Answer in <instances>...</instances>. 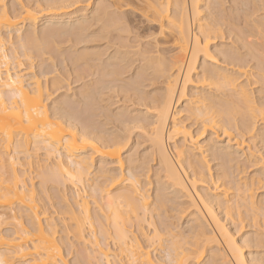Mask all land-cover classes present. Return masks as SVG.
<instances>
[{"label":"bare ground","instance_id":"6f19581e","mask_svg":"<svg viewBox=\"0 0 264 264\" xmlns=\"http://www.w3.org/2000/svg\"><path fill=\"white\" fill-rule=\"evenodd\" d=\"M70 1L45 0V8H65ZM217 2L98 0L90 18L87 7L67 18L46 14L40 30L37 24L43 15L35 6L28 2L9 12L0 0V264H68L64 247L75 245L80 248L76 264H264V135L259 132L264 125V89L248 90L259 82L264 85V44L256 41L254 48L253 41H245L251 35L229 28L227 35L239 46L233 47L237 43L232 40V46H218L226 35ZM208 10L214 13L203 15ZM130 16L156 25L153 38L151 29L142 32L156 41L152 40L156 49L169 44L172 55L170 49H155L152 57L149 42L145 50L137 45L136 52L125 51L130 44L122 37L121 43L117 35L130 31ZM255 22L256 29L264 27L258 19ZM97 24L100 28L92 31ZM24 27L28 34L22 32ZM255 28L249 32L254 37ZM156 36L164 40L158 42ZM101 41L104 51L95 45ZM55 55L64 67L59 78L48 79L52 72L44 69L31 73L34 61L41 59L42 65L46 56L54 70ZM19 58L27 62V69L15 70L23 65ZM253 69L256 75L248 72ZM70 76L80 86L69 102L66 95L61 99L70 106L80 104L77 109L85 118L62 100L48 109L49 95L63 87L62 77ZM114 95H121V103H131V112L127 105L112 111ZM135 131L142 135L135 140L145 142V153L140 159L134 151L123 159L130 153ZM220 136L227 139L225 145H220ZM245 136L258 139L263 147L252 141L258 150L247 148L240 161L236 154ZM230 141L239 148L231 144L233 151ZM10 153L24 155L44 191L27 187L25 175L16 169L19 158ZM211 162L216 163V177ZM252 167L255 177H239ZM146 187H152V194ZM50 189L59 193L56 203ZM173 214L178 224L185 222L183 231L171 223L175 219L167 218ZM7 226L11 230L2 233ZM242 229H251V234H240L239 243L235 232ZM154 245L160 253L166 251L164 260L153 257Z\"/></svg>","mask_w":264,"mask_h":264},{"label":"rangeland","instance_id":"374dc122","mask_svg":"<svg viewBox=\"0 0 264 264\" xmlns=\"http://www.w3.org/2000/svg\"><path fill=\"white\" fill-rule=\"evenodd\" d=\"M29 2V4H30V6L32 5V8L34 7V9H36V10H38V11H40L41 12V9H42V12H41V14H40V12H38V11H36L37 13H38V15H43L42 16V18H40L39 19V21H38V24H37V28L39 29V27H40V30H42V23L44 22V19L47 17L46 16V14H62V16H63V18H67L68 17V15H71V14H73L74 12L75 13H77V12H79V11H84V10H86V8L85 7H87V9H88V12H87V15H90V16H88L89 18L92 16V14H91V12H92V10H93V6L95 5V3L96 2H98V0H77V1H74V2H72V1H70V4L69 5H67L65 8L64 7H62V8H53V9H46L45 8V3L47 2V0H46V2H45V0L43 1V0H3V5L5 6V8L7 9V11H9V12H14V10L16 11V9L18 10L19 8H20V6L19 5H26V4H28V2ZM80 1H82V3L80 2ZM85 1V2H84ZM218 1H220L218 4H219V8H221V10L223 9V10H225L223 13L221 12V10L219 9V8H216V10L218 11H216V13H219V14H221L220 16H218V14H217V16L221 19L222 18V23H221V27H222V30H224V32L226 33V31L227 30H229V28L230 29H232V30H234L235 31V33H237V34H243V35H245V34H247V35H251V36H246V39H245V41L247 42V43H250L249 42V40H251V41H253V44L254 43H257L258 41L260 42V41H263V42H261V43H257L258 44V46H259V44H261L262 45V43L264 44V37L262 38L261 36H262V34L264 33L263 31V29H264V27H262V26H264V22H263V19H262V17H264V5L262 6V3L264 4V0H261V2L260 1H257V0H254V1H256V2H253V0L251 1V0H248V1H245L246 2V5L247 6H245V4H244V0H243V7L240 5L241 4V2H240V0H236L237 2L235 3V5H234V2H235V0L233 1V0H218ZM242 1V0H241ZM92 2V3H91ZM212 2H214V1H212ZM260 2V3H259ZM26 3V4H25ZM44 5H43V4ZM73 5H72V4ZM216 3V4H217ZM240 3V4H239ZM35 4V5H34ZM37 4V5H36ZM46 4H48V2L46 3ZM214 5L213 6H215L216 7V4L215 3H213ZM217 4V5H218ZM40 5V6H39ZM221 5V6H220ZM240 5V6H239ZM37 6V7H36ZM42 6V7H41ZM84 7V8H83ZM214 7V8H215ZM218 7V6H217ZM241 7H242V9H241ZM244 7H247L246 9H244ZM41 8V9H40ZM91 8V9H90ZM40 9V10H39ZM43 9H45V10H47V11H45V10H43ZM90 9V10H89ZM215 11V9H213L212 8V11ZM220 10V11H219ZM222 10V11H223ZM48 12H50V13H48ZM54 12V13H53ZM210 10H208L207 12H205L203 15H206L207 13L208 14H210V13H214V12H210ZM215 13V14H216ZM66 14V15H65ZM80 13H77V15H79ZM65 15V16H64ZM46 16V17H45ZM67 16V17H66ZM132 16V15H131ZM131 16H130V18H131ZM208 16V15H207ZM129 17V16H128ZM132 17H134V16H132ZM260 17V18H259ZM44 18V19H43ZM129 18V19H130ZM128 19V20H129ZM140 18H138V16H135V18H131V20H132V23L130 24L129 23V25H132L131 27L129 26L128 27V23L126 24L127 25V27L130 29V31H131V33H130V31H128L127 33H129V34H127V33H125L124 35L126 36V38H125V36L123 35V34H118L117 36H120L119 38L123 41L124 39L130 44H128L129 46L128 47H126L127 49H129V50H127L126 48V50L125 51H127V52H130L131 51V53H134V52H136L137 51V49H136V46L137 45H139V47L141 46L142 48H143V46H145V43L146 42H149V44H147L146 43V45L147 46H150V47H147V49H149V48H151L152 50H154V54L152 55V57H156V54L155 53H157L156 51H158L159 49H160V47L159 48H157L156 49V47L158 46L157 44V46L155 45V43H156V41H154L152 38H153V36L154 35H156V34H154V28H156L157 26L156 25H153V24H149L148 26L146 25V24H148V23H144V24H142V22H140L139 23V20ZM257 19L260 21V22H262L263 23V25L262 26H260V27H262L261 29H256L255 28V23H257V22H255V21H257ZM260 19H262V21L260 20ZM131 20H129V22H131ZM220 21V20H219ZM42 22V23H41ZM252 22H254V24L252 23ZM41 23V24H40ZM98 25V24H97ZM95 25L94 27H93V29H91L92 31H95L97 28H100V26L98 25ZM147 27H146V26ZM39 26V27H38ZM26 27H28V26H26ZM259 27V28H260ZM135 28V29H134ZM143 28H146V31H144L143 30ZM254 28H255V31L256 30H258L257 31V33L255 32V37L258 35V33H262L261 34V36L260 37H256V40H255V37L253 36V33L254 32H251L250 34H249V32L250 31H254ZM27 29H29V28H22V32L24 31V35H25V33H27L28 34V30ZM37 29V30H38ZM152 30V38H149V39H147L146 37H150L149 36V34H146L145 35V33L147 32H150L151 30ZM39 30V31H40ZM142 30L145 32V33H143L142 32ZM192 30H194V28H192ZM140 31V32H139ZM242 31V33H240V32ZM243 31L245 32V34L243 33ZM260 31H262V32H260ZM141 32H142V34H141ZM224 33V36L225 37H223L224 39V41H223V43H220V40H218L216 43H217V45L219 46L220 44L222 45H227V46H232V43L234 42V41H236L235 40V38H234V40H233V37L232 36H230L232 39H230L229 38V36L227 35V33L225 34ZM141 34V35H140ZM145 36H144V35ZM123 35V36H122ZM127 35H129V37L127 36ZM138 35V36H137ZM139 35H140V37H139ZM143 35V36H142ZM133 36V37H132ZM139 37V38H137V37ZM124 38V39H122V38ZM136 37V38H135ZM117 38V37H116ZM135 38V39H134ZM225 38H229V40L228 39H225ZM245 38V37H244ZM243 38V39H244ZM254 38V39H253ZM258 38H260V39H262V40H260V39H258ZM118 39V38H117ZM128 39V40H127ZM135 41H134V40ZM151 39V40H150ZM154 39H156V40H158V42L160 41V39H162V41L164 40L163 38H159V36H156ZM249 39V40H248ZM119 40V39H118ZM121 40H119V42L121 41ZM125 40L122 42L121 41V43H125ZM137 40V41H136ZM149 40V41H148ZM155 42H153V41ZM226 40V41H225ZM230 40H232L231 42L232 43H230ZM131 41H133V42H131ZM161 41V42H162ZM257 41V42H256ZM11 42H13V44H14V46L17 48L18 47V44H17V41H16V38H15V36H13V38H12V41ZM102 42V41H101ZM98 42L97 44H95L96 46H97V49L98 50H102V49H105V42ZM115 42H117V43H115L117 46H118V41H116L115 40ZM133 43V46H135V49H134V47L131 45ZM140 43V44H139ZM234 43H237L235 46H233V47H236L237 45L239 46V42H234ZM152 44V45H151ZM256 44V45H257ZM126 45V44H125ZM156 47H155V46ZM255 45V44H254ZM254 46V48H256L257 46ZM260 45V46H261ZM65 46H67V45H65ZM64 46V47H65ZM68 46H69V44H68ZM67 46V47H68ZM154 47V49H153V47ZM159 46H161V44L159 45ZM237 46V47H238ZM116 47V46H115ZM163 47V48H162ZM162 49H160L159 51H168V49H170L169 50V53H168V55L169 54H171L170 53V51L172 50L171 49V46H169V44H167V46H163L162 45ZM167 47V50H165V48ZM169 47V48H168ZM133 48V50H131ZM137 48H138V46H137ZM252 48H253V46H252ZM113 50H115V48L113 47L112 48ZM109 50V52H107L109 55H111L112 53H113V50ZM146 49V47H144L143 48V50H145ZM155 49H156V51H155ZM164 49V50H163ZM258 49H261L260 47H258ZM124 50H121L122 52L124 51ZM134 50H136V51H134ZM138 50H141V48L140 49H138ZM211 50H213V49H211ZM253 50V49H252ZM6 51L8 52V53H10L11 51H12V49H11V47L7 44L6 45ZM18 51H20V50H18ZM102 51H104V50H102ZM133 51V52H132ZM243 51V50H242ZM241 51V52H242ZM254 52H255V50H254ZM242 53H244V51L242 52ZM56 54V53H55ZM107 54V55H108ZM155 55V56H154ZM165 55H167V52L165 53ZM165 56V57H169V56ZM172 55V54H171ZM157 56H158V54H157ZM44 57V56H43ZM42 57V58H43ZM57 57H59V55H55L54 56V60L55 59H57V60H55L54 61V63L56 64V68L53 70L52 69V67H53V65L51 64V63H49V61H47V59L46 58H48L47 56L45 57V58H43L44 60V62H42V65H41V59H37V60H35L34 61V63L36 64V67L34 68V69H32L31 70V73H37L38 74V72L40 71V69H44V72H47V73H49V71L50 72H52V73H50L49 75H47L46 77L49 79V78H51V77H55V76H61L63 73H64V67H63V65H62V62H58V58ZM136 57V56H135ZM59 58H61V57H59ZM137 58V57H136ZM134 59V57H133V61H135V60H138V59ZM46 59V60H45ZM19 60H21V61H23V65L19 68V69H15L16 71L17 70H24V69H27V67H28V64H27V62L23 59V58H19ZM60 60V59H59ZM247 60H249V59H247ZM47 61V62H46ZM38 62V63H37ZM136 63H138L137 61H135ZM219 62H221V61H219ZM254 62V63H253ZM49 64H51L52 65V67L49 65ZM135 64V63H134ZM255 64V61H251V62H249V66H253ZM39 65H41V66H39ZM136 65H138V64H135L134 65V67H136ZM200 65V64H199ZM218 65H220V66H223V64L221 63H219ZM225 66V65H224ZM42 67V68H41ZM46 69H45V68ZM200 67V66H199ZM13 68V66H10V69H12ZM229 68V67H228ZM2 69H4V68H2ZM1 69V70H2ZM58 71H57V70ZM14 69H13V71H15ZM52 70V71H51ZM56 70V71H55ZM12 71V70H11ZM256 72V70H254L253 69V71L251 70H248V72H250V74H252L253 72ZM57 72V73H56ZM58 72L59 73H61V75L60 74H58ZM198 72H199V68H198ZM252 72V73H251ZM255 72L253 73V75L255 74ZM133 73V71H131V73H130V75ZM257 73V72H256ZM256 75V74H255ZM30 76V75H29ZM28 76V77H29ZM32 76V75H31ZM28 77H25L24 79L25 80H28L29 78ZM58 77V78H59ZM254 77V76H253ZM250 78H252V77H250ZM249 78V79H250ZM255 78V77H254ZM253 78V79H254ZM62 79V82H63V84H62V88L60 89V90H58V91H56L55 93H53V94H50V93H47L48 95H49V97H48V100H47V106H48V109H50L51 108V106H52V103L56 100V101H63V99H61V98H63L65 95H66V97H64L65 99L64 100H66V98H68L67 99V102H69L68 100L70 99L71 100V97L70 96H72L73 94H74V92L73 91H76L77 90V88L80 86V82L79 83H74L73 81H74V79L70 76V78L68 77L67 79H65V78H61ZM256 79V78H255ZM253 80V81H255L256 82V80L258 81L259 79H256V80ZM241 80H245L244 78H241ZM40 81H42V86H44V77H40ZM250 81L252 82V80L250 79ZM29 82V81H28ZM158 82H161V80H158ZM157 82V86L156 87H160V85H158L159 83ZM70 84L69 85V87H66V85L68 86V84ZM74 83V84H73ZM257 83V82H256ZM256 83H255V85H256ZM258 84V83H257ZM65 85V86H64ZM252 86V85H251ZM250 86V87H251ZM264 86V85H261V82H259V85H257V86H254L253 85V87H251V89H248V88H250V87H248L247 89L250 91H255L256 90V88H260V89H264V87L262 88V87ZM71 88V89H70ZM68 89H70V91H67ZM149 89V90H148ZM147 89V91L149 92L150 90L152 91V88H148ZM255 89V90H254ZM146 91V90H145ZM150 91V92H151ZM68 92V93H67ZM77 92V91H76ZM75 92V93H76ZM45 93L46 92H44L43 93V95H45ZM72 94V95H71ZM111 94V93H110ZM67 95L69 96V97H67ZM256 96V95H255ZM115 97V99L114 100H112L111 102L112 103H114L113 104V106L111 107V110L112 111H116V109H117V107L119 106V107H122V106H126L127 105V102H125L126 104H124V102L123 103H121L122 102V100H121V95L120 96H118V97H116L115 95L113 96V98ZM120 98V99H119ZM73 99V98H72ZM117 99V100H116ZM74 100V99H73ZM72 100V101H73ZM119 100H120V102H119ZM118 101V102H117ZM264 101V100H263ZM63 102H65V101H63ZM67 102H65L66 104H67ZM71 102V101H70ZM109 102H110V100H109ZM110 102V103H111ZM116 102H117V104H116ZM119 104V105H118ZM121 104V105H120ZM123 104V105H122ZM129 104V103H128ZM78 105V104H77ZM76 104H74V103H72L71 102V106H70V104L68 103L67 104V106H69V108L71 107V108H73L72 110H75L74 108H76V110L79 112H82L83 113V110L81 111V110H78L77 108L80 106V104H79V106H77ZM130 106V107H129ZM116 107V108H115ZM126 107H129V112H131V110L133 109V108H131L132 107V105H131V103L129 104V105H127ZM80 109H82V107L80 108ZM178 109H180V107L178 108ZM141 110H143V109H141ZM85 111V110H84ZM114 111V112H115ZM81 113V115H82V117L83 118H85V116H86V114H82ZM135 115V114H134ZM99 119V118H98ZM97 119V117H96V120H98ZM95 120V119H94ZM99 120H101V119H99ZM111 126V125H110ZM113 127V126H112ZM258 129H259V124H258ZM259 131V130H258ZM259 132H261V131H259ZM259 132H257L258 134H260ZM137 134H139V138H140V136H142L140 133H139V131H135L134 132V136L132 135V140H137V138L136 137H138V136H136ZM208 136H206V138H207ZM223 136H220L218 139H219V142H220V145L222 144V145H225L226 143V141H227V139L226 138H222ZM138 138V139H139ZM142 139H143V137H141ZM250 139V137L249 136H245V138H243V141H242V145H241V152H240V150L238 151V153L236 154L237 156L240 154L241 155V157L238 159V160H243L244 159V157H242L243 155H242V152L244 151V153L246 154V152H248L247 150V148H253V147H255V144H256V142L258 143V144H256V147L257 148H259L260 146L261 147H263L262 145H261V143H260V146H259V140L257 139V141L255 142V140H249ZM226 139V140H225ZM134 141L133 142V144H132V148H131V150H130V153L129 152H126L125 154H123V156H122V158L123 159H125L126 157H128V155L130 154V155H132V153H133V156L135 155V153H136V151L138 152V153H136V156H135V158H142V155L140 156V153L142 154V152H144L145 153V147H147L146 146V144H145V142L143 143L142 142V140L140 139V141H139V143H137V147H138V145H139V149L137 148V150H136V148H133L134 146H136L135 144V142H138V141ZM144 140V139H143ZM207 140V139H206ZM246 140V141H245ZM223 143H222V142ZM239 142L241 141V140H238ZM245 141V142H244ZM248 141H249V143H248ZM250 141H251V143H250ZM252 141H253V143H255L254 145H250V144H253L252 143ZM142 142V143H141ZM238 143V142H237ZM145 144V145H144ZM230 145L229 146H231V144H232V146L233 145H235V146H233V147H237L236 146V144H233V142H231L230 141V143H229ZM240 144H241V142H240ZM142 145V146H141ZM219 145V146H220ZM221 145V146H222ZM231 146V147H232ZM243 146V147H242ZM247 146H249V147H247ZM253 146V147H252ZM141 147V148H140ZM232 147V148H233ZM260 147V148H261ZM235 148H233L232 150L234 151V149ZM237 148H239V147H237ZM244 148V149H243ZM133 149V150H132ZM243 149V150H242ZM246 149V150H245ZM250 149V150H251ZM258 149H256L255 150V148H253V152L255 151H257ZM134 151H135V153H134ZM240 152V153H239ZM254 152V153H255ZM262 152H263V150H262ZM143 153V156L145 155ZM243 153V154H244ZM264 153V152H263ZM41 154V152L39 153V155ZM127 155V156H126ZM257 155H258V153H257ZM11 156H14V157H17V158H19V161H18V163H20L21 165H23V166H17V172L19 173H23L24 175H25V177H24V179H25V184L27 185V187L30 189L31 187H33V189L35 190V192L37 193V192H41V190L42 191H44V188H42V187H39V185H40V179L38 178V175H37V173L32 169V168H30L28 165H27V161H25V159H24V155H22V154H18V155H13L12 153H10V155H9V157H11ZM138 156V157H137ZM236 156V157H237ZM42 157H40V159H41ZM245 164V163H244ZM210 165H211V170H212V174H214V176L216 177V174H217V167L215 168L214 166H216V163L215 162H211L210 163ZM214 165V166H213ZM242 165V164H241ZM246 165H248V164H246ZM246 165H242L244 168H246V167H249V165L248 166H246ZM150 166H151V164H150ZM253 168V167H252ZM252 168H250V169H248L247 171L248 172H251V173H248L247 171H245V173H242L243 175H240L239 177H242V178H248V177H255L256 176V173H255V170H254V168L252 169ZM251 170H253V171H251ZM254 173H255V175H254ZM141 180V182H142V180L144 181V178L143 177H140L139 178V181ZM145 182V181H144ZM143 183V182H142ZM152 187H150V188H148V187H146V190L148 191V193H151L152 194V192H150V190H148V189H151ZM65 191V193L67 194V196H70V194H71V191L69 190V189H67V190H64ZM263 192H264V190H263ZM50 196H52V198H53V200L55 201V203L57 202V197H59V196H57V191L55 190V189H50ZM216 193V192H215ZM59 194V193H58ZM151 194H149V195H151ZM92 208V210H91V213L92 214H94L95 213V210L93 209V206L91 207ZM169 214H170V212H169ZM174 215V214H173ZM170 216V217H167V218H173V217H175V215L174 216ZM220 218H222V216H220ZM175 219V221H171V220H168V221H171V223L173 222V223H175L176 221H177V219L176 218H173V220ZM224 220V219H223ZM165 221H166V219H165ZM225 222V221H224ZM235 223H236V221H234ZM170 223V222H169ZM185 222L184 221H181L179 224L176 222L175 223V226H177L178 225V227H177V231L179 232V230L180 229H183L182 227H184V224ZM227 223V222H226ZM235 223H233V225L235 224ZM238 224V223H237ZM245 224L247 225V222H245L244 223V226H245ZM174 225V224H173ZM183 225V226H182ZM227 226H226V228L227 229H229V230H231L232 229V225L230 226V224L228 225V223L226 224ZM182 226V227H181ZM236 226V225H235ZM181 227V228H180ZM230 227V228H229ZM4 229V230H3ZM2 229V233H6L7 231H9V230H11V228H10V226L8 227H5V228H3ZM177 231H173V233L175 232V233H177ZM180 231H183V230H180ZM232 231V230H231ZM245 231H247V235H249V234H251V229H248V230H244V229H242L239 233H237V232H235V240H237V242H239L240 243V240H239V238H240V234H242L243 232H245ZM174 233V234H175ZM232 233H234V230L232 231ZM239 234V235H238ZM246 236V235H245ZM165 238H167V240H170L171 239V237H165L164 236V239ZM168 238H170V239H168ZM166 240V239H165ZM165 245H167V243L165 244ZM158 246H156V245H154V248H153V250L155 251V253L153 254L152 253V248L151 249H149L150 250V252L152 253V255H153V257H156L157 259H160L161 258V260H164V258H166V257H164V255H166V251L164 252V253H162L163 255H161L160 256V250L157 248ZM65 248H67V247H64V254L66 255V260L68 261V264H76V262H75V258H76V252L77 251H79L80 250V248L77 246L76 247V245H75V247L73 246V248H71L70 250H68V249H65ZM155 248L158 250V252L155 250ZM164 249H165V247H164ZM259 251H263V250H259ZM162 256H163V259H162ZM156 258H153V259H156ZM15 264H18L17 262L15 263Z\"/></svg>","mask_w":264,"mask_h":264},{"label":"snow or ice","instance_id":"6c2138e0","mask_svg":"<svg viewBox=\"0 0 264 264\" xmlns=\"http://www.w3.org/2000/svg\"><path fill=\"white\" fill-rule=\"evenodd\" d=\"M261 133L264 135V125L261 126Z\"/></svg>","mask_w":264,"mask_h":264}]
</instances>
